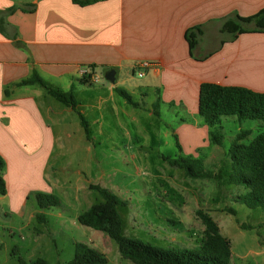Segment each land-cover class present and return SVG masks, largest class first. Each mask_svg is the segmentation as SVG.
I'll use <instances>...</instances> for the list:
<instances>
[{"label":"crops","instance_id":"1","mask_svg":"<svg viewBox=\"0 0 264 264\" xmlns=\"http://www.w3.org/2000/svg\"><path fill=\"white\" fill-rule=\"evenodd\" d=\"M12 7L19 9L7 17L10 37L0 32V154L6 161L7 187V194L0 195V217L13 222L9 226L0 223V251L4 245L1 233L12 238L17 231L15 219L21 221L20 232L28 229L33 239L38 237L31 247H43L38 240L48 221L40 223L44 231L34 224L39 214L48 219L52 209L41 210L35 198L23 196L20 189L25 186L31 192L59 191L77 205L90 204L89 190L94 184L63 180L64 169L53 164L52 158L54 154L62 157L70 141L77 140L90 150L91 124H99L102 131L104 120L102 115L92 121L89 117L104 108L115 113L112 103L118 88L135 98L142 88L167 87V96L191 103L197 113L202 83L264 93V33L242 34L234 41L221 33L225 20L255 15L264 9V0H107L84 7L72 0H0V11ZM195 26H202L203 33L192 56L185 35ZM210 40L218 42V47L202 50L201 43ZM143 61L158 63V69L147 71L146 76L151 75L148 82L133 84ZM90 65L95 66L93 77L98 81L83 84L79 70L87 68L90 73ZM97 66H104L105 71L115 69L116 83L101 84ZM34 71L61 90L72 91L77 111L36 85L15 86ZM97 90L102 94L97 95ZM74 115L80 123L69 128L77 120ZM71 188L76 195H70ZM60 202L56 208L62 209L57 214L62 218L63 211L70 209ZM83 212H77V220Z\"/></svg>","mask_w":264,"mask_h":264},{"label":"rangeland","instance_id":"2","mask_svg":"<svg viewBox=\"0 0 264 264\" xmlns=\"http://www.w3.org/2000/svg\"><path fill=\"white\" fill-rule=\"evenodd\" d=\"M200 47L202 50L215 49L218 42L203 41ZM105 70L104 66L96 67L100 83L109 87ZM146 73L139 77L136 71L133 84L148 82L151 75L146 76ZM44 80L53 83L49 78ZM140 90L134 95L139 108L116 94L117 100L112 103L115 113L104 108L90 115L91 121L102 115L104 123L102 131L99 124H91L89 151L75 140L65 145L62 157L54 154L52 163L63 167V180L73 184L86 180L125 201L126 206L119 207V211L123 235L130 239L163 249L187 248L201 252L204 225L196 212L204 210L217 222L221 233L231 240L230 264H264V213L238 202V195L246 189L227 182L232 173L228 148L242 130H252L249 140L254 139L259 132L256 122L240 123L230 117L223 118L224 146H211V132L219 125L205 123L191 103L171 99L167 96V87ZM98 91L97 95L102 94ZM74 117L77 119L76 115ZM79 123L78 119L74 120L69 128ZM185 157L203 160L205 169L216 175L222 170L224 179H192L184 170L168 163V160ZM89 191V205H77L59 191L53 193L70 210L63 211L62 218L57 215L62 209L52 208L48 212L45 234L38 240L42 248L31 247L32 240L38 237L33 239L28 229L20 232L21 221L15 219V235L10 238L7 233H1L4 245L0 264H19V258L25 262L43 258L50 264L66 263L74 257L76 242L88 244L105 254L108 264H134L121 256L118 245L109 236L78 223L77 212L103 202L97 190ZM20 192L26 198H35L37 192L47 193L31 192L28 186ZM70 195H76L75 188L70 189ZM231 208L237 215L229 214L227 210ZM12 222L0 217V223L5 226ZM38 222L34 227L44 231ZM15 248H18V255L13 254Z\"/></svg>","mask_w":264,"mask_h":264},{"label":"trees","instance_id":"3","mask_svg":"<svg viewBox=\"0 0 264 264\" xmlns=\"http://www.w3.org/2000/svg\"><path fill=\"white\" fill-rule=\"evenodd\" d=\"M107 0H72L81 7L92 5ZM19 8L12 7L6 11H0V32L6 36L9 34L6 28L9 26L7 17L14 14ZM22 10H25L21 8ZM26 11V10H25ZM31 12L34 9L30 10ZM202 26H195L187 30L186 40L191 55L198 46V38L202 35ZM221 33L231 36V41L236 40L242 34L264 33V9L253 16L240 17L235 15L224 21ZM16 33L13 37L16 38ZM10 37V36H9ZM225 41L222 42L224 44ZM19 45V42H16ZM216 52L210 53L202 60L208 59ZM91 72L87 77L82 78L83 84H90L93 76L94 65H90ZM38 86L55 100L77 111V101L72 91L65 92L57 86L43 80L36 71L25 80L16 83L15 86ZM118 95L135 108L140 104L134 101L133 96L125 89L118 88ZM10 91L5 90L9 96ZM198 114L205 123L211 126L219 125V128L211 132L210 145L223 147L224 129L223 118H233L240 123L254 121L259 129L258 134L249 140L252 130H242L228 148V158L231 161V171L228 183L236 186H243L246 192L238 195L237 201L250 209H260L264 213V93L256 92L240 86H223L217 83H202L199 91ZM82 124L88 132V125L84 117L79 113ZM171 166L184 170L185 174L192 179L223 180L221 170L218 175L207 171L203 160L191 157L168 160ZM6 161L0 154V195L7 194L4 172ZM90 188L97 190L103 202L93 204L78 217V223L82 226L92 228L104 233L116 242L121 256L134 264H230L232 256L231 240L225 237L214 218L204 210L196 212L197 217L204 225V239L200 245L201 252L191 249H163L146 245L139 240H133L123 235V219L119 207L126 206V202L110 190L90 185ZM36 202L41 210H50L59 207L60 199L51 193H35ZM229 214L237 215L235 209H228ZM39 223H46L47 218L43 214L37 215ZM18 248L13 254L18 255ZM19 264H50L43 258L31 262H25L19 258ZM56 264H108L105 254L96 248L76 242L74 257L66 263Z\"/></svg>","mask_w":264,"mask_h":264},{"label":"built area","instance_id":"4","mask_svg":"<svg viewBox=\"0 0 264 264\" xmlns=\"http://www.w3.org/2000/svg\"><path fill=\"white\" fill-rule=\"evenodd\" d=\"M159 64L152 62V61H143L139 64V69L137 70V74L139 77H143L145 76L146 70H150V69H158ZM143 69V70H141ZM79 75L84 78L87 77L89 75V70L87 68H81L79 70ZM97 82L98 78L97 77H93L91 78V82Z\"/></svg>","mask_w":264,"mask_h":264},{"label":"water","instance_id":"5","mask_svg":"<svg viewBox=\"0 0 264 264\" xmlns=\"http://www.w3.org/2000/svg\"><path fill=\"white\" fill-rule=\"evenodd\" d=\"M116 70L115 69H109L107 71H105V79L112 84L116 83Z\"/></svg>","mask_w":264,"mask_h":264}]
</instances>
